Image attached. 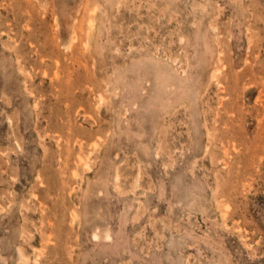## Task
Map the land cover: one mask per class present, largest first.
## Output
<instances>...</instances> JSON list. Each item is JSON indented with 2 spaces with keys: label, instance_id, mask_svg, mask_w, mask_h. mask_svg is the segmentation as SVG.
Instances as JSON below:
<instances>
[{
  "label": "rangeland",
  "instance_id": "rangeland-1",
  "mask_svg": "<svg viewBox=\"0 0 264 264\" xmlns=\"http://www.w3.org/2000/svg\"><path fill=\"white\" fill-rule=\"evenodd\" d=\"M0 264H264V0H0Z\"/></svg>",
  "mask_w": 264,
  "mask_h": 264
}]
</instances>
